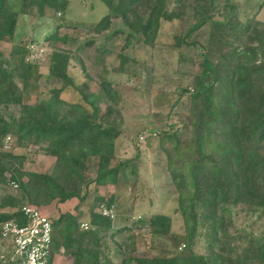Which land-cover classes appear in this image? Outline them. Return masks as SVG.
I'll return each instance as SVG.
<instances>
[{
    "label": "trees",
    "instance_id": "obj_1",
    "mask_svg": "<svg viewBox=\"0 0 264 264\" xmlns=\"http://www.w3.org/2000/svg\"><path fill=\"white\" fill-rule=\"evenodd\" d=\"M97 1L106 13L81 38L58 33L72 26L56 18L68 11L69 0H0V43H13L7 59L0 52V142L7 137L12 150L26 156L41 151L53 161L49 174L29 172L23 154L0 153V248L4 223L27 222L23 207L76 200L74 214L50 219V263L64 256L72 264H264V22L252 18L264 0ZM25 17L52 19L46 40L74 48L51 47L45 75L29 45L16 41ZM175 21L180 32L170 49L189 86L177 88L166 123L151 133L153 150L165 159L181 228L173 232L161 213L139 217L150 239L172 247L141 254L143 236L134 227L97 211H115V197L97 195L98 189L115 185L128 163L115 154L125 103L110 76L138 80L141 71L150 73L130 51L150 54L161 24ZM71 70L80 72L82 83ZM28 83L43 85L47 98L24 103ZM66 90L77 95L75 102L61 98ZM182 99L186 114L172 112ZM237 211L255 218L258 230L230 234ZM197 245L204 250L197 252ZM0 264L21 263L6 254Z\"/></svg>",
    "mask_w": 264,
    "mask_h": 264
},
{
    "label": "rangeland",
    "instance_id": "obj_2",
    "mask_svg": "<svg viewBox=\"0 0 264 264\" xmlns=\"http://www.w3.org/2000/svg\"><path fill=\"white\" fill-rule=\"evenodd\" d=\"M238 1L240 4L244 3V0ZM240 9L242 10L243 7L241 6ZM105 13V7L97 0H69L68 11L65 14H56V18L72 26L61 27L58 31L59 36H81L82 38L87 35L86 26L90 22L99 20ZM253 14L252 18L264 22V6L261 9H256ZM54 24L50 18L36 20L25 17L17 31L18 35L16 34L18 43L21 39L20 43L29 45L28 48L32 51L34 58L41 64L40 68L43 75L46 74L47 55L51 47L74 49L55 40L50 42L46 40L52 34ZM179 30L180 24L178 22H164L158 30L155 47L150 54L144 50L133 49L130 51V56L139 62H144L147 68H150V73L145 70L141 71L138 80H134L132 77L127 80L125 76H110V80L119 86L118 92L121 100L125 103H122L124 104L121 122L122 135L116 140L115 154L117 160H127L128 163L119 171L116 184L98 189L97 195L104 198L115 197L113 219H116V225L132 226L135 233L143 236L138 239L137 253L141 254L147 253L149 250L156 254L162 248L170 251L172 247L168 241L161 238L150 239L151 237L147 236L149 225L148 223L140 224L137 221L139 217L140 220H146L148 219L147 216L151 214L161 213L170 217L173 232L180 233L181 228V220L174 213L176 208L175 197L169 194L173 187H170L169 178L165 173V159L160 155V151L153 150L157 140L155 135L151 133V130H160L166 123L165 114L169 111L167 104H172L175 100L177 88L189 86L188 80L179 75L183 68L177 63L178 55L170 49L173 44V37L179 34ZM12 45L13 43L9 39L0 43V52L4 58L7 59L9 56ZM98 45L99 42L96 43V46ZM136 73H139L138 70ZM71 74L76 83L83 82L78 70H71ZM86 83L90 88L95 87L87 81ZM137 86L138 89L134 91L133 89ZM47 96V89L43 85L28 83L23 94V100L24 103L32 104L38 99L47 98ZM61 98L75 102L77 95L66 90L62 93ZM169 99L172 102H168ZM185 107L186 102L182 99L173 107L172 112L185 115ZM175 121V117H172L168 123L172 124ZM11 144L10 139L6 137L0 142V153L13 152L26 156L25 151L20 153L19 150H12ZM94 163L95 160L93 159L90 162L91 166H94ZM52 164V159L45 157L41 151H37L35 154L25 157L23 169L29 172L49 174ZM75 204L76 200H73L66 204L53 203L40 209L47 217L57 218L61 212L74 214ZM135 221L136 223H133ZM258 225L255 218H250L247 214L237 211L233 216V227L229 232L234 236L244 227L247 232L251 230L256 232ZM131 235L128 234L127 236ZM116 236L119 238L121 235L117 233ZM201 249L204 250V247L201 248L198 245L195 247L197 252H201ZM9 252L8 246L5 244L3 248H0V258L5 257ZM71 260L70 257L56 256L51 264H72Z\"/></svg>",
    "mask_w": 264,
    "mask_h": 264
},
{
    "label": "built area",
    "instance_id": "obj_3",
    "mask_svg": "<svg viewBox=\"0 0 264 264\" xmlns=\"http://www.w3.org/2000/svg\"><path fill=\"white\" fill-rule=\"evenodd\" d=\"M100 208L98 213L114 218L113 210ZM22 213L27 219L25 224L8 221L1 228V236L10 248V261L19 260L21 264H50V218L36 207L25 206ZM81 228L87 229V225L83 223Z\"/></svg>",
    "mask_w": 264,
    "mask_h": 264
},
{
    "label": "crops",
    "instance_id": "obj_4",
    "mask_svg": "<svg viewBox=\"0 0 264 264\" xmlns=\"http://www.w3.org/2000/svg\"><path fill=\"white\" fill-rule=\"evenodd\" d=\"M51 220H54V219H56V218H50Z\"/></svg>",
    "mask_w": 264,
    "mask_h": 264
},
{
    "label": "clouds",
    "instance_id": "obj_5",
    "mask_svg": "<svg viewBox=\"0 0 264 264\" xmlns=\"http://www.w3.org/2000/svg\"><path fill=\"white\" fill-rule=\"evenodd\" d=\"M115 212V211H114ZM83 224V223H82ZM85 224V223H84ZM10 251V250H9ZM49 263H50V261H49ZM51 264V263H50Z\"/></svg>",
    "mask_w": 264,
    "mask_h": 264
}]
</instances>
